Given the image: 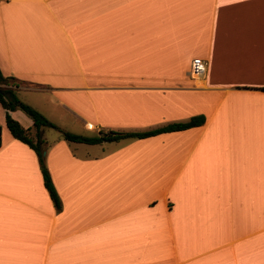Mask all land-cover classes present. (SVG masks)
Instances as JSON below:
<instances>
[{
	"label": "crops",
	"instance_id": "1",
	"mask_svg": "<svg viewBox=\"0 0 264 264\" xmlns=\"http://www.w3.org/2000/svg\"><path fill=\"white\" fill-rule=\"evenodd\" d=\"M0 70L85 135L204 116L97 143L42 126L56 208L2 106L0 264H264V0H0Z\"/></svg>",
	"mask_w": 264,
	"mask_h": 264
},
{
	"label": "trees",
	"instance_id": "2",
	"mask_svg": "<svg viewBox=\"0 0 264 264\" xmlns=\"http://www.w3.org/2000/svg\"><path fill=\"white\" fill-rule=\"evenodd\" d=\"M11 78V77H10ZM10 84V85H9ZM13 84L9 77L2 74L0 70V103L5 109V123L10 133L17 139L25 142L29 145L36 153L44 186L46 187L50 198L52 199L56 208H60L61 202L58 192L52 181L48 167L45 164V158L43 155V146L45 140L40 136V128L42 126H55V123L50 121L45 115L35 109L33 106L22 101L18 98L15 88L11 86ZM20 108L27 113L32 119V124L35 129L34 136L31 135L29 128L24 127L19 120L14 118L10 110ZM204 121V116L195 115L187 121H175L170 122L166 125L144 131H118V130H99L97 134L85 135L81 133H75L59 128L60 137L68 141H78L87 143H97L105 140H118L126 137H145L153 135L163 131L183 129L192 125L201 124Z\"/></svg>",
	"mask_w": 264,
	"mask_h": 264
},
{
	"label": "rangeland",
	"instance_id": "3",
	"mask_svg": "<svg viewBox=\"0 0 264 264\" xmlns=\"http://www.w3.org/2000/svg\"><path fill=\"white\" fill-rule=\"evenodd\" d=\"M16 94H17L19 99H21L22 101H25V102L31 101L30 99L32 98V96H36V95L38 96V94H40V95L44 94L45 97H47V98L49 97L48 93H32L31 91H27V90H23V89L19 90L18 93H16ZM45 97H44V99L41 98V100H38L39 102H36V105L40 110L34 106L33 107L35 109H37L39 112H41L43 115H45L50 121L55 123V126H48V125L43 126L44 127V134L46 135V138L49 140H52V139H56L57 137H60L59 128L67 130V131L75 132V133H81L80 125L70 122L68 119H66L65 116L63 117L59 113V111H60L59 109H58L57 114H56L55 107H53L49 103V99H47ZM32 99H34V98H32ZM39 99H40V97H39ZM33 101H35V100H33ZM26 103H28V102H26ZM29 105H31V104H29ZM1 107H2V105L0 104V108ZM18 110H20V112L22 114H24L25 117H27V118L30 117L27 113H25L20 108H18ZM21 116H23V115H20L19 119L21 120L22 125H25L26 122H24V120ZM0 124H1V126H4V121L1 120ZM34 134H35V129L33 128L31 135L34 136ZM43 155H44V149H43Z\"/></svg>",
	"mask_w": 264,
	"mask_h": 264
},
{
	"label": "built area",
	"instance_id": "4",
	"mask_svg": "<svg viewBox=\"0 0 264 264\" xmlns=\"http://www.w3.org/2000/svg\"><path fill=\"white\" fill-rule=\"evenodd\" d=\"M208 65V60L205 58L195 57L192 60L191 72L196 76H201L205 73Z\"/></svg>",
	"mask_w": 264,
	"mask_h": 264
}]
</instances>
